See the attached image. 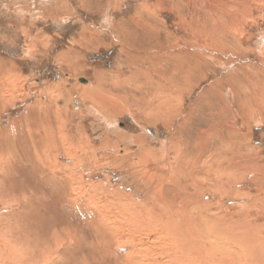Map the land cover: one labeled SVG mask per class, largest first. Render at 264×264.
<instances>
[{
	"label": "rangeland",
	"instance_id": "1",
	"mask_svg": "<svg viewBox=\"0 0 264 264\" xmlns=\"http://www.w3.org/2000/svg\"><path fill=\"white\" fill-rule=\"evenodd\" d=\"M143 7L148 8L146 14ZM137 13L153 31L147 32L154 36L145 41L149 46L147 51L152 50L156 55V48L159 50L163 43L175 41V49L185 47L192 55H175L166 65L162 64L164 71L157 76L143 73L141 68L150 59L141 58L137 53L142 44L135 37L143 30H135L133 27L138 26L130 23ZM172 62L176 64L174 68L182 69L173 75V86L191 88L184 96L185 105L201 91H206L210 105L203 124L195 118L187 121V126L193 127L190 132L193 151L190 152L199 147L196 124L214 140L232 130L241 135L234 146L242 155L237 159L239 165L225 163L226 174L205 188L195 204L201 207L199 201L208 203L203 207V214H210L207 218L212 222L211 217L216 213L210 211L224 213L223 208L227 207L231 212L223 214L227 223L235 221L234 224L240 226L255 223L261 227L255 232L264 234V0H0V79L9 83L10 90L0 98V103L4 100L0 107V156L3 159L0 168L8 166L7 158L16 162L14 169L0 171V244L9 246L3 264H8V257L11 258L9 264H16L21 255L28 259L31 254L38 255L39 249L50 250L57 246H62L60 255L65 256L61 264H141L139 257H157L162 264L170 261L163 256L169 251L165 247L169 244L162 239V233L156 235L154 229L146 228L144 232L154 231V234L121 236L114 225L107 228L105 224L109 221H101L99 212L96 211L99 216L92 221L83 207L70 205L66 196L73 190L78 197L89 194L92 198L97 195L100 200L111 197L116 201L120 190L115 187L119 185L136 201L143 198V193L132 188L133 178L121 174L106 160L90 161L91 156L100 159L101 147L111 149L117 144L118 149L122 148L142 125L135 124L127 113L116 119H103L94 110L95 105V108L85 107L80 95L72 94L69 88L84 85L79 79L85 78L88 86L100 85L110 90L117 77L132 76L139 77L140 82H144L141 78L144 76L153 79L152 84L163 85L165 75L173 70ZM146 70L150 71V67ZM117 91L115 88L113 93ZM193 112L199 113L197 109ZM33 117L38 123L36 127L32 125ZM47 121L55 130L50 127L45 134L44 122ZM55 122H61L60 130H56ZM144 134L152 146L162 144L165 139L161 128L148 127ZM34 136L68 140L70 136L74 144L80 142L90 147L72 152L85 158L83 163L75 162L77 167L72 175L61 170V175L56 174L58 180L54 181L49 169H45V177L38 179L39 163L31 158L34 151L37 153ZM106 140L108 143L104 144ZM172 140L177 142L176 138ZM228 142L233 143L231 139ZM209 144L208 153L213 154V143ZM246 152H251L254 160L248 169L242 166L244 158L250 156L245 155ZM19 158L23 164L17 160ZM58 158L70 162L65 155ZM105 183L108 186L103 185ZM229 188L236 191L230 195L225 191ZM113 191L117 193L115 197ZM171 196L167 193V198ZM13 199L20 200L23 208L22 203ZM109 204L101 202L97 209L106 215L110 210L117 219L119 215ZM238 204L242 206H236ZM244 205H251L246 212L249 215H234L233 211ZM124 207L129 213L131 202L127 200ZM144 209L139 207L136 211ZM229 215L233 218L228 219ZM141 220L150 223L146 217L136 221ZM183 257L187 259L182 255L178 263L185 262Z\"/></svg>",
	"mask_w": 264,
	"mask_h": 264
},
{
	"label": "bare ground",
	"instance_id": "2",
	"mask_svg": "<svg viewBox=\"0 0 264 264\" xmlns=\"http://www.w3.org/2000/svg\"><path fill=\"white\" fill-rule=\"evenodd\" d=\"M158 7H161L160 3ZM142 10L143 13L146 14L148 8L143 7ZM140 22H143L144 25ZM130 23L138 26L133 27L135 30L137 28L143 30L142 33L135 37V39L142 44V48L137 51L139 56H141V58L150 59L147 61V64H143V67L141 68L143 73L147 76L151 75L153 77L157 76V73L158 75L162 73L164 71L163 65H166L168 60L171 58L173 59L175 55H192L186 51L185 47L175 49V41L167 42L166 44L163 43V47L159 48V50L155 47L157 54L154 55L152 50L147 51L149 46H147V43L145 42L147 38L149 39L150 36H153V33L147 34L148 31L153 32L151 25L138 13L130 20ZM123 35L124 34L122 33V36ZM168 35L169 34L165 35L164 42H166V36ZM171 66H173V70L165 75L167 79L163 85L152 84L151 81L153 79L144 76H141L142 81L144 82H140L139 77L132 76L127 78L122 77L123 79L117 77V79L111 83L114 88H111L110 90L103 89L100 85L97 87L88 86L87 79L85 78L79 79L81 82H84V85L79 84L76 87L73 86V88H69L72 94L77 92L80 95V100L85 104V107H96L94 110L97 111L103 119L112 120V118L116 119L117 116L119 117V115L127 113L131 116L135 124L142 125V129L139 132L133 133L127 141L128 143L123 144L122 148L118 149L117 144H114L111 149H103L101 147L102 155L99 156L100 159L90 155V161H92V163H97L99 160H101L100 162L106 160L108 164L116 167L121 174L125 173L128 175V178H133L134 187H132V184L131 187L137 193H143V198L136 201L129 194L122 191L119 185L115 187L120 190L116 201L111 197H106L100 200L97 195L92 198L89 194L78 197L77 193L73 190L70 191V196L68 194L66 198L70 205L72 203L73 206H78L79 209L83 207L82 209L86 214L90 215L92 221L99 216L96 215V211L97 213L99 212V214H101V221H109L105 224L107 225V228H111L110 225H114L117 234L121 236L135 237L140 235L143 236V234L145 236H150L154 231L146 233L144 232L146 228L148 230L154 229L156 235L162 233V235H164V238L162 239L169 244L165 245V247L170 251L163 255L170 261L163 264H180L178 263V259H180L182 255L187 256V259H184L183 257L182 260L189 262H184L182 264H264V234L255 232V230H260L261 227L257 226L255 223L250 224V222L240 226L234 224V219H232L234 223H227V221H225L224 213H231L227 207L223 208L224 213L219 211L215 212L216 210L210 211L211 213H216L213 215L211 214V219L213 218L212 222L207 218L210 214H206V216L203 214L204 206L208 203L199 201L201 207H198L195 204L198 198H201L200 195L205 188L210 187L215 183L217 178L226 174L225 163L233 164L235 166L239 165L240 161L237 159L241 158L242 155L239 154L240 150L236 149L234 146L241 135L240 133L235 132V130H232L231 132L227 131L221 134L217 140L207 137V132L201 127V125H199L205 122L204 116L207 115L206 110L210 106L207 102L206 91H201L191 103L185 105L183 100L185 98L184 96L188 94L186 92H190L191 88L185 86L184 88L177 89L173 86V75L175 72H182V69L174 68L176 67V64L173 62L171 63ZM146 67H150V71L146 70L148 69ZM141 70L139 72L140 74L142 73ZM8 85V82L0 79V98L10 92L7 87ZM115 88H117L118 91L113 93ZM128 89L129 91H127ZM102 90L105 92L103 93ZM3 102L4 100L0 103V107H3ZM93 105H95V107ZM55 107L56 106H54V108ZM196 109L199 112L198 114L193 112L196 111ZM193 118L200 121L199 124H196L195 126L197 130L196 141L199 143V147L198 150L190 152L193 151L192 142L190 141V136H192L190 132L193 130V127L187 126V121H190ZM32 120V125L36 127L38 123H36V121L34 122V117ZM50 120L51 119H49V121ZM44 123L46 124L45 134H47L46 131L48 128L53 127V124L48 123V121ZM57 124L58 123H56V130H60L62 124L61 122L58 125ZM144 124H147L148 126L143 127ZM26 127L28 128V126ZM148 127L153 130L157 128L163 130L165 139L162 144L153 146L150 144L147 139L149 137L144 134ZM173 129L176 130L173 131ZM141 131L143 134H141ZM36 133L38 134V132ZM62 135L66 134L62 132ZM54 137L56 136H52L51 138L50 136L48 138L44 137L45 139L37 136L33 137L34 143H37V153L34 151L35 154L31 158L33 162L35 159L39 163L37 171L40 173V177L38 179L45 177L43 173L45 169H49L48 171L51 174L50 178L57 181L58 176L56 174L61 175V170L65 172L69 171L72 175L74 173V168L77 167L75 166V162L77 160L82 163L85 161V158H79V156L73 155L72 152H76L77 149L87 150L90 147L89 145L84 147L85 145L80 142L74 144L71 141L72 139L70 136L69 140L65 137L59 139H55ZM234 137H236V139H233ZM29 138L31 143V135ZM118 138L121 139L120 134L118 135ZM174 138H176V143L178 144L174 143L172 140ZM229 139H231L233 143H229ZM209 142L213 143V154H211V152L208 153ZM106 143H108L107 140L104 144ZM250 153H244L245 155H250L247 158L243 154V157H245V164L242 166L246 169L251 167L252 163H254L253 156ZM61 154L68 157L70 162L65 163L60 161L58 157ZM102 157L104 159H102ZM212 157H214V159L210 160ZM5 160L8 166L1 167L0 171L5 172V170L10 171L14 169L13 167L16 162L10 158ZM17 160L22 164L24 163L20 158ZM2 161L3 159L0 156V162ZM211 175H213V178ZM41 181L45 182L43 179ZM103 185L108 186L107 183ZM78 186L79 188L82 187L80 183ZM91 188L92 190H96L95 187ZM225 191L232 195L236 190L234 188H229ZM167 193L172 194L171 198H167ZM112 194V196L115 197L117 193L116 191H113ZM13 200L22 203L18 199ZM127 200L131 202L130 208L132 210H130L129 213L124 211V203ZM101 202L110 203L109 205L112 210L116 211L119 215L117 219L114 218L112 212L110 213V210H108L107 214H110L109 217L106 214H103V211L101 212L97 209V206ZM209 204L210 208L212 204ZM213 204L215 205L217 203L214 202ZM22 205L23 203L20 204L21 207ZM236 206L240 207L242 205L238 204ZM139 207L145 209L138 212L136 209H139ZM250 207L251 205H244V208L233 211L235 213L234 215L238 216V214L241 213L249 215V213L246 212L250 210ZM93 212L94 217L92 218L91 215ZM139 217H146L150 223H146L145 220L136 221ZM227 217L228 219L233 218L232 215ZM182 224L184 225L182 226ZM152 241L153 240H151V242ZM58 243L61 245V241ZM8 247L9 246L7 245L0 244V264L4 263L3 256L5 253L9 252ZM61 248L62 246H57L50 250L39 249L38 255L31 254L28 259L21 255V258L16 264H61L65 258L64 255H60ZM175 254L178 255L174 256ZM43 258H47L48 261H44ZM134 259H136V257ZM137 259H139L141 264L142 262H144V264H162L157 257L154 259L139 257ZM10 262L11 258L8 257V264Z\"/></svg>",
	"mask_w": 264,
	"mask_h": 264
}]
</instances>
